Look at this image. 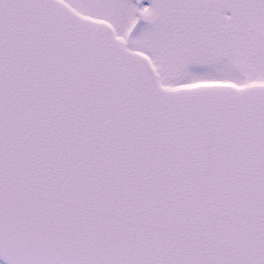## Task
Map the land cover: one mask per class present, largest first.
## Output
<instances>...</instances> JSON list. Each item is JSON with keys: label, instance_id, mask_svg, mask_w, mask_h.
Instances as JSON below:
<instances>
[{"label": "snow or ice", "instance_id": "obj_1", "mask_svg": "<svg viewBox=\"0 0 264 264\" xmlns=\"http://www.w3.org/2000/svg\"><path fill=\"white\" fill-rule=\"evenodd\" d=\"M2 264H264V0H0Z\"/></svg>", "mask_w": 264, "mask_h": 264}, {"label": "rangeland", "instance_id": "obj_2", "mask_svg": "<svg viewBox=\"0 0 264 264\" xmlns=\"http://www.w3.org/2000/svg\"><path fill=\"white\" fill-rule=\"evenodd\" d=\"M147 2V0H145V3Z\"/></svg>", "mask_w": 264, "mask_h": 264}, {"label": "water", "instance_id": "obj_3", "mask_svg": "<svg viewBox=\"0 0 264 264\" xmlns=\"http://www.w3.org/2000/svg\"><path fill=\"white\" fill-rule=\"evenodd\" d=\"M0 264H2V262H0Z\"/></svg>", "mask_w": 264, "mask_h": 264}]
</instances>
